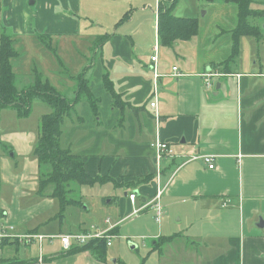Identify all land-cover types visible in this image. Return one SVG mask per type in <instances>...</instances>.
<instances>
[{
  "label": "crops",
  "instance_id": "1",
  "mask_svg": "<svg viewBox=\"0 0 264 264\" xmlns=\"http://www.w3.org/2000/svg\"><path fill=\"white\" fill-rule=\"evenodd\" d=\"M2 8V19L15 35L37 33L58 51L71 48L79 38L101 42L93 55L84 51L80 60L70 55V63L83 71L75 80L87 81L92 96L98 97V118H92L84 103V121L78 118L65 133L63 121L61 145L81 159L86 175L109 180L70 185L75 193L68 198L79 201L81 210L74 230L68 232L61 219L73 207L59 211L54 200L37 194L33 151L38 122L32 131L25 126L1 132L8 147L7 155H0V231L13 226L9 236H58L85 234L92 226L97 231L115 228L113 236L122 237L120 232L127 230L128 240L141 239L157 264H264L263 0H250L249 8L259 13L245 20L258 27V37H238L235 57L238 11L226 0H3ZM165 10L176 18L196 19L197 34L172 46L160 44L158 17ZM174 66L179 76L171 73ZM153 68L159 75L156 111L149 107ZM104 75L119 97L115 101L104 88ZM156 140L170 147L171 158H156L151 147ZM203 156L213 157V170ZM158 168L164 187L161 221H154L148 206L130 216L155 196ZM109 184L124 196L118 210L110 209L111 228L104 219L89 215L81 195L86 186L101 190ZM130 194L136 195L134 204L128 202ZM114 196L101 195L92 203L93 212L104 213V204H111ZM3 242L0 264H10L12 258L27 264L107 262L105 250L101 262L73 239L68 252L53 239L44 241L42 250L39 246V254L35 244ZM20 249L28 256L18 257Z\"/></svg>",
  "mask_w": 264,
  "mask_h": 264
},
{
  "label": "rangeland",
  "instance_id": "2",
  "mask_svg": "<svg viewBox=\"0 0 264 264\" xmlns=\"http://www.w3.org/2000/svg\"><path fill=\"white\" fill-rule=\"evenodd\" d=\"M30 1L32 0H28V2ZM120 3H123V1H121ZM2 4H3V0H0V35L2 33H6L10 37H12V39L14 40V49L18 53V56H16L15 58L11 60L12 70L15 75L14 78H15L16 88L20 91L26 90L30 88L31 86H33L36 79L38 78L43 83L45 81H47L48 83L50 82L62 96H64L68 100H73L74 99L73 91H76V88H77V81L75 80L74 77H76L77 74H80L83 71H78L77 69L78 65L70 63V55L72 53L74 55V59H78V60H80L79 55L84 51H88L91 55H93L95 49H97L95 45H98L101 42L99 41L95 42V40L94 41L83 40L81 42V41H78L80 39L79 38L77 40H74L71 48L67 47L66 51H64L63 49L58 51V49L54 47V43L51 40H48L47 37L38 35L37 33H34L33 34L34 36L32 37H27V36L21 37L19 35H15L12 31V25H7L2 19V15L4 11L2 8ZM230 5L232 7L235 6L233 3ZM263 6H264V0H263ZM249 11H250L249 12L250 16L248 15L249 17L248 16L245 17V20L249 19L250 21V18H252L251 16L259 13V12H253L250 8H249ZM180 14H183V13H180ZM200 14L202 15V11L200 12ZM223 19H226V18L223 17ZM91 32H95V29H93ZM98 35H101L100 32L96 33L95 37ZM100 39L102 40V38ZM49 61H51L54 66L50 65ZM91 68L92 67H90V69ZM86 70H88V68L84 69V71ZM70 77H73V78H70ZM50 83L49 85L52 86ZM93 97L96 100H98V97H96L95 95ZM84 103L87 104L89 114L94 119L91 113L89 104L85 101L79 102L78 104L74 106L71 115L65 118L64 124L62 127L63 133H65L66 127H68V125H70L71 123L75 124V121L78 118L84 121V117L81 111L82 106L85 105ZM47 113H50V107L47 106L40 99H35L32 102L31 112L28 116L29 118L28 117L19 118L14 109L9 108V107L4 108L0 111V136L2 134L1 132H9V131H13L16 129H21V128L24 129L25 126H31V129H30L31 131L35 130V126H37V122H38V131H39V121H40L39 117ZM6 147H8V144L4 142L2 138H0V155H7ZM172 156H170V158ZM163 157H169V156H163ZM13 167L14 165H12L11 169H13ZM159 173L161 175L160 169H159ZM102 179H108V178H102ZM71 185H74V184H71ZM3 187H4V184L0 180V193ZM98 187L99 186H94V187L86 186L81 190V195L83 197V208H86L87 206V209L89 210L88 213L90 216H93L96 221H101L102 219H104L103 224L108 225L111 228L113 227L112 222L114 221V216L112 218V215L110 213L112 211H110V209L118 210L120 208L119 198L120 197L124 198V196L121 191H118L116 188H113V186L110 184L107 185V188H104L101 190L98 189ZM160 189H161V186H160ZM69 190H72L73 194L75 193V190L71 189L70 186H69ZM52 191L53 189L51 187H47V191L44 196H41L38 193V190H37V194L42 198H47V199L50 198L51 200H54L58 204L59 211H64L66 208L73 207L70 213L66 214L64 219H61V221L64 223V229L68 232H71L74 230V226L78 219V211L81 210L79 209L80 202L78 201L79 205L77 206H76V203H73L72 200L62 202L60 198L50 197V194ZM107 194L115 195L111 204H104L103 207L107 210L104 213H94L92 203L97 202V199L101 195H107ZM155 196H156V193H155ZM155 196L152 198V200L149 203H147V205L143 206L142 208L133 210L130 216L137 215L140 212V210H142L143 208L147 207L150 204L149 208L151 211L149 209H147V211H150L151 213H153L154 221H155L156 210H155V206H152L151 204H154L157 207H160V204H161L159 200L160 198L158 199L159 196H156V197ZM128 202L130 204H134L135 201L134 199L131 200L130 196H128ZM73 204L74 206H72ZM161 214L163 216V207L161 210ZM160 221L161 219L159 220V222ZM159 222H156V223H159ZM13 229H14L13 226H8L6 227V229L3 228L0 231V233L2 232L8 233L9 231H13ZM87 231L88 232H85V234L78 233L76 235H95L96 238L89 239L83 244H80L78 242L77 243L79 245H86L88 241H91L94 239H105L106 238L107 246H109L105 248L106 258H107L106 264H157V260H155L153 256V252L151 250H144V248L142 247L143 241L141 239H139L140 240L139 243H136L133 239L128 240L127 230H124L122 233L120 232L122 237L113 236V234H109L111 230L97 231L95 230V227L93 226L90 227V229ZM12 236L13 237H10V236L6 237L5 240H3L4 243L8 241V242L16 243V244L19 243L22 245L23 244L24 245L35 244L34 249L36 253L39 254L40 248L42 250V245H44L43 243L44 241L58 239L61 244V236L71 237L75 235H61L60 234L58 236H54V235L45 236V235H40L36 233H31V234H25V235H19V236H15L14 234H12ZM40 237H43L42 240L36 239ZM129 243L136 245L137 249L136 250L130 249ZM26 256H28V251L24 249H20L18 251V257H26ZM8 262L10 264H19L20 261H18L17 258H12V259H9Z\"/></svg>",
  "mask_w": 264,
  "mask_h": 264
},
{
  "label": "trees",
  "instance_id": "3",
  "mask_svg": "<svg viewBox=\"0 0 264 264\" xmlns=\"http://www.w3.org/2000/svg\"><path fill=\"white\" fill-rule=\"evenodd\" d=\"M234 4L238 11L239 25L233 33L234 46L232 57L237 55L238 45L236 39L243 35L258 37V27L245 23V17L249 15L250 0H226ZM198 32V22L194 18H176L170 10L159 12L158 35L159 43L172 46L175 41H187ZM49 40V39H48ZM18 56L14 49V40L6 33L0 35V111L4 108H12L19 118L28 117L31 105L35 99L42 100L50 107V113L40 117L37 143L34 147L33 156L38 164V193L44 196L47 187L53 191L50 197L60 198L66 202L74 185H96L104 183L109 179L101 177H89L84 172V164L81 159L63 149L61 145V125L65 117L69 116L73 108L79 102L85 101L89 104L94 119L98 118V100L89 91L88 82L78 79L76 93L73 100L62 96L47 81L44 83L36 79L33 86L26 90H18L15 86V75L12 70L11 60ZM104 88L109 92L114 101L119 97L113 92L111 82L107 75L103 77ZM79 205L78 201L72 200ZM74 206V204L72 205ZM149 207V206H148ZM115 228L109 232L113 234ZM4 243V242H3ZM107 247L105 239H94L88 241L82 250H89L97 260L103 261L104 250ZM68 252V251H67ZM20 261L19 264H27Z\"/></svg>",
  "mask_w": 264,
  "mask_h": 264
},
{
  "label": "built area",
  "instance_id": "4",
  "mask_svg": "<svg viewBox=\"0 0 264 264\" xmlns=\"http://www.w3.org/2000/svg\"><path fill=\"white\" fill-rule=\"evenodd\" d=\"M155 45L156 46L154 47V50L157 51V47L158 46H157V44H155ZM151 61L153 63L156 62V55H153L151 57ZM152 72H153L154 91H153L152 101L149 103V107L152 110L156 111V99H155V97H156V81H157L159 75H158L157 70L155 68L152 69ZM171 73L173 75H175V76H179L180 75L179 70L177 69V67H172L171 68ZM151 147L154 149L157 159H161L163 156H169V157L172 156V151H171L170 147L167 144H165L163 142H160L159 140H156L154 143H152ZM201 158L204 161V163L207 165L209 170H213L214 169V159H213V157H211V156H203ZM156 181L159 184V187H157L156 196H159L158 199L159 198L161 199L162 193L164 191V187H161V189H160L161 185H160L159 168H158V172H157V175H156ZM129 196H130L131 200H133V199L135 200V197H136L135 194H130ZM151 205L155 206V210H156V214L154 213L155 214V221L159 222V220L162 217V214H161L162 207H161V205H160V207H157L154 204H151ZM8 236L9 235H7L6 232L0 233V245H1L2 241L5 240V238L8 237ZM16 236H19V235H16ZM10 237H13V236H10ZM24 238H26V237H24ZM42 238L43 237L36 238V239L42 240ZM92 238H96L95 235H75V236H71V237L70 236H61V245H62L63 250L67 251L70 248V239H73L76 242H78L80 244H83L87 240L92 239Z\"/></svg>",
  "mask_w": 264,
  "mask_h": 264
}]
</instances>
